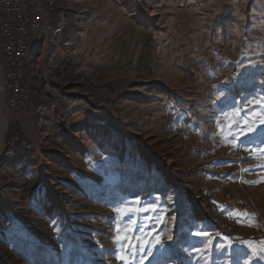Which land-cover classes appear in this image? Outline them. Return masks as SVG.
<instances>
[{
  "label": "rangeland",
  "instance_id": "1",
  "mask_svg": "<svg viewBox=\"0 0 264 264\" xmlns=\"http://www.w3.org/2000/svg\"><path fill=\"white\" fill-rule=\"evenodd\" d=\"M64 5L17 116L0 53V264H121L126 224L170 253L131 264H264V0Z\"/></svg>",
  "mask_w": 264,
  "mask_h": 264
},
{
  "label": "built area",
  "instance_id": "2",
  "mask_svg": "<svg viewBox=\"0 0 264 264\" xmlns=\"http://www.w3.org/2000/svg\"><path fill=\"white\" fill-rule=\"evenodd\" d=\"M63 0H0V51L6 104L9 110L19 108L29 97L26 95L22 48L33 36H41V26L51 17V8ZM66 24L63 25V33ZM7 141L28 146L18 130L12 129ZM6 141V142H7Z\"/></svg>",
  "mask_w": 264,
  "mask_h": 264
},
{
  "label": "snow or ice",
  "instance_id": "3",
  "mask_svg": "<svg viewBox=\"0 0 264 264\" xmlns=\"http://www.w3.org/2000/svg\"><path fill=\"white\" fill-rule=\"evenodd\" d=\"M249 103H256L260 105H264V97H261L257 100L249 101ZM249 132H252L253 129L249 128ZM256 131H259L257 128ZM261 142H264V133L261 134ZM117 211L121 215V219L124 217H129L130 215H134L140 211H155V206L152 207H143V208H131L128 206L127 203L124 204L122 208L117 209ZM134 229H130L126 224L124 226L123 235H121V229L117 227L116 232L117 236L114 238V242L117 245L116 255L117 258L121 261V264H131L129 260V254L131 255V260H135L137 256H140V259H147L149 256L153 255V247H158V250L162 251V254H170L169 249L165 248L163 242L157 236L155 238V243L153 244L152 241L146 240L142 236L134 235ZM193 235H202V233H193ZM169 239H172L169 237ZM171 247V246H169ZM223 248L224 245L218 246ZM146 253V255H143ZM256 258H260L264 256V249H260L256 254Z\"/></svg>",
  "mask_w": 264,
  "mask_h": 264
},
{
  "label": "crops",
  "instance_id": "4",
  "mask_svg": "<svg viewBox=\"0 0 264 264\" xmlns=\"http://www.w3.org/2000/svg\"><path fill=\"white\" fill-rule=\"evenodd\" d=\"M65 0H63V2L62 3H60L59 4V6H58V12L60 13V15H63L66 19H67V24H66V28H65V30H67V27H68V23H69V21L70 20H68V16H67V12H65V10H67L66 8H65ZM66 32V31H65ZM51 34V36H53V35H55L54 33H50ZM40 40L38 39V40H36L35 42H34V44L33 45H35V44H37L38 42H39ZM32 45V46H33ZM1 53V52H0ZM2 55V54H1ZM2 57V56H1ZM1 68V67H0ZM4 96V101H5V105H7L6 104V97H5V94L3 95ZM12 112H13V114H15L16 116L17 115H20L21 113H23L21 110H12ZM19 125V124H18ZM24 130V129H23ZM26 137L27 136H29V139L30 138H33V137H35L36 135H35V133L34 132H32V133H26V135H25Z\"/></svg>",
  "mask_w": 264,
  "mask_h": 264
},
{
  "label": "trees",
  "instance_id": "5",
  "mask_svg": "<svg viewBox=\"0 0 264 264\" xmlns=\"http://www.w3.org/2000/svg\"><path fill=\"white\" fill-rule=\"evenodd\" d=\"M0 162H1V159H0Z\"/></svg>",
  "mask_w": 264,
  "mask_h": 264
},
{
  "label": "bare ground",
  "instance_id": "6",
  "mask_svg": "<svg viewBox=\"0 0 264 264\" xmlns=\"http://www.w3.org/2000/svg\"><path fill=\"white\" fill-rule=\"evenodd\" d=\"M6 152V151H5Z\"/></svg>",
  "mask_w": 264,
  "mask_h": 264
}]
</instances>
